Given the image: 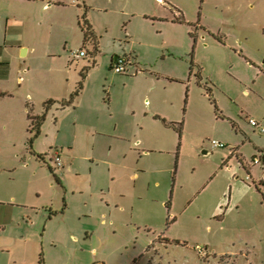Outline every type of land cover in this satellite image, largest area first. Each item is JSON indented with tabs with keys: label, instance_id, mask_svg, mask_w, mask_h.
Segmentation results:
<instances>
[{
	"label": "rangeland",
	"instance_id": "1",
	"mask_svg": "<svg viewBox=\"0 0 264 264\" xmlns=\"http://www.w3.org/2000/svg\"><path fill=\"white\" fill-rule=\"evenodd\" d=\"M163 3L0 0V264H264V168L250 165L264 160V134L248 124L264 127V36L256 32L264 0H175L185 26L164 20ZM196 22L202 33L193 44L187 26ZM83 23L94 36L85 45ZM79 50L83 59L70 58ZM113 57L128 61L122 74L112 71ZM80 76L76 111L52 107L31 134L27 113L39 115L50 97L67 99ZM131 109L167 115L180 140L156 127L131 131ZM110 112L128 142L156 137L152 169L161 172L134 183L122 168L138 160L131 144L112 148L109 159L97 135L112 128ZM212 141L225 148L212 151ZM54 152L66 165L89 157L121 166L92 164L88 175L79 163L81 174L61 182ZM90 177L91 199L71 198ZM103 183L122 204L109 210L112 226L77 218L100 217ZM63 204L66 213L50 219ZM85 229L93 235H77Z\"/></svg>",
	"mask_w": 264,
	"mask_h": 264
},
{
	"label": "crops",
	"instance_id": "2",
	"mask_svg": "<svg viewBox=\"0 0 264 264\" xmlns=\"http://www.w3.org/2000/svg\"><path fill=\"white\" fill-rule=\"evenodd\" d=\"M157 1H160V0H157ZM174 2H175V0H164L163 6L165 8H163L164 9L163 11H165V13H166L164 20L172 26H185V24H186L185 18L182 15L181 11L179 9H177L178 6ZM187 28L189 30L187 35L190 38V40L192 41V43L194 44L195 40H196L195 34L197 33L198 30H199V32H201L200 30H202V27L199 24V22H196V25H190V26L188 25ZM190 30H192L193 32ZM256 32H257V34L264 36V30L263 29H261L260 31H256ZM22 56H24V54H22ZM114 58H116V57L112 58L111 65L116 60V59L114 60ZM131 59H132L131 65H129V67L131 66V70H132L131 75L132 74L136 75V74L140 73V71L137 68V65L135 62L136 59H134V56ZM262 65H263V61H262ZM189 74H190V71H189ZM66 97L67 96L50 97L49 99H46L45 101L51 100V101H55V102H60V101L66 100ZM76 107H77V105H75L74 108L68 109V110L76 111V109H77ZM89 107H90V110L95 111V114H92V115L97 116L96 113H97L98 109L96 108V106L95 107L89 106ZM24 112H25V110H24ZM215 112H217V111L215 110ZM131 113H132L131 114V119H132L131 123L130 122L125 123L126 124L125 126L127 128L131 127V131H133V128L135 126L136 128H138V132H141L143 129H146V132L149 133L151 127H156L155 130L157 131V133L161 134L162 131H170L172 133V135H175L178 137V141L180 140V138H181L180 137V134H181L180 125H177L175 123H171L172 119L170 117H167V115H165V114L163 115L157 111H152L151 109H145V111H141L139 113H136L135 109H131ZM41 114H43L42 110H41V113L39 115H36V114L35 115L38 117ZM47 114H48V112L46 113V115ZM46 115H45V117H46ZM110 115H111L110 120L113 123L112 128L107 129L105 133L100 132V133H98L99 135H97L100 139H103L102 144L106 146L105 149H107V150L105 153L110 154L109 159H111V157H112V148H114L117 145H124V144L130 145L131 144V147L129 149L131 150V153H135L138 155V160H135V163L132 164L131 166H124L122 168H124L127 172L130 173V179L134 183L138 182L144 175L145 176L147 175L150 177L151 175H153L155 173L161 172L160 170H153L152 169V166H153L152 160L155 159L153 154H155V151H152L154 149H152V147H150L151 146L150 144L156 137H153L150 134H147V135L145 134L143 136V138L141 139V137L139 135H137V136L131 135L132 138H131V143H130V142H128V139H125L124 137H121L119 135L121 130L119 129V131H118L117 126L121 125L122 121L118 120L117 118L115 119L111 112H110ZM88 118L90 119L91 117L88 116ZM141 120H142V122H141ZM90 121H96V123H98L99 126L102 123V121L97 122L95 117H92V119ZM150 125H154V126H150ZM171 126H174V128ZM157 127H160V128H157ZM231 127L234 128V126H231ZM40 130H41V127L39 129V133H40ZM178 130H179V132H178ZM96 132H98V130ZM39 133L37 134V136L39 135ZM132 134H133V132H132ZM147 137H148V140H147ZM116 142H118L119 144ZM178 148H179V145H177V149ZM92 151L95 152V146L92 147ZM202 155H207V153L205 151H203ZM50 158H51V155H50ZM107 158H108V156H107ZM59 159L61 161L62 167L59 169H55L53 166V170L59 172L61 182L66 180V177L74 176V175L79 176L81 174L80 172L82 171V167L85 166V164H87L86 171H87V173H89L88 175L93 174L94 168H93L92 164L98 165V166L99 165H105L107 167H113V169L119 168L121 166L119 159L114 160V161H110L108 159L100 160V159H91L89 157H81V158L71 159V160L69 158V163H67V165L64 164V162L62 161L61 154H59ZM106 160H108V161H106ZM79 163H81L83 166H80ZM84 172L85 171H83V173ZM108 174L110 175V178H113V176H112V174H110V172ZM154 182H153V184L156 188H159L161 186V180H154ZM258 185L264 186V181L263 180L259 181ZM103 186H104L105 194H102L103 190H102V188H99V194L102 197V203H103V205H100V207L103 209L100 217L96 218L97 216L94 217L92 211L91 212L88 211V213L86 215L79 212L77 214V218H80L82 221H91V220L101 219L103 224H106L107 223L106 221H110V222H108L109 226H112L113 223H118L117 221H114L110 217L109 210L112 207L119 210V208H121L120 205H122V204H121V202L113 200V194H110L112 192L110 187H109L110 183H107V184L103 183ZM94 188L95 187L93 185V181L91 180V177H90V181L88 183V186L73 187L71 190L70 197L74 198L75 196H79V197H81V199L79 201H83V203L85 201L87 202L91 199V197L93 195L92 189H94ZM120 196L118 197V199L123 200L122 198L124 195L120 194ZM163 202H165V201H163ZM91 206H89V207H91ZM164 206L168 207V209H169L170 203H167ZM121 210L123 211L124 209L122 208ZM66 211H67V205L63 204L60 212L56 213L55 215H51L50 219L52 217L58 216V215L63 216L66 213ZM14 218H17V217H15L14 213H11L10 219H9L10 224H12L14 220H16ZM6 224H4L3 226H6ZM77 235H79V236L84 235L85 237L88 235L92 236L93 232H92V230L85 229V231H83L81 233H77Z\"/></svg>",
	"mask_w": 264,
	"mask_h": 264
},
{
	"label": "trees",
	"instance_id": "3",
	"mask_svg": "<svg viewBox=\"0 0 264 264\" xmlns=\"http://www.w3.org/2000/svg\"><path fill=\"white\" fill-rule=\"evenodd\" d=\"M81 32L83 35V45H85L88 42H94V36L92 31L90 30L89 26L86 23H83V26H81ZM263 66H264V61H263ZM81 77V81L77 83L75 89L73 90V92L68 96V98L66 100L60 101V102H55V101H51V100H47L44 103H42L41 105V110L42 113L40 116H32L30 113H27V119L29 121V132L32 134H38L39 133V129L44 121L45 115L46 113L52 108V107H58L60 109V111L63 110H68V109H72L75 107L81 91H82V80H83V76ZM3 97L0 95V98ZM174 128V126H171ZM179 132V130H178ZM264 161V160H263ZM264 167V166H263ZM41 262V260H40Z\"/></svg>",
	"mask_w": 264,
	"mask_h": 264
},
{
	"label": "built area",
	"instance_id": "4",
	"mask_svg": "<svg viewBox=\"0 0 264 264\" xmlns=\"http://www.w3.org/2000/svg\"><path fill=\"white\" fill-rule=\"evenodd\" d=\"M84 57H85V53L82 50H79L77 53H72L70 55V58H72L75 61H79V60L83 59ZM127 65H129L127 60L117 58L113 62V64L111 65V69H112V71L115 74H122L125 71L124 70L125 66H127ZM248 124L252 128H254L255 131L259 132L260 134H264V127H260V125H258L252 118L248 119ZM223 148H225V146L220 144V143H217V142H214V141H212L210 143V149L211 150L223 149ZM50 160H51V162H52V164H53L55 169H59V168L62 167L61 161L59 159V153L58 152H54L51 155ZM261 164H262V162H260V160H258L256 158H253V160L250 162V165L258 166L260 168H261ZM204 256L205 255H201V257H204Z\"/></svg>",
	"mask_w": 264,
	"mask_h": 264
},
{
	"label": "water",
	"instance_id": "5",
	"mask_svg": "<svg viewBox=\"0 0 264 264\" xmlns=\"http://www.w3.org/2000/svg\"><path fill=\"white\" fill-rule=\"evenodd\" d=\"M21 57H23V56L21 55ZM115 59H117V58H114V60ZM263 166H264V161H262L261 168H263Z\"/></svg>",
	"mask_w": 264,
	"mask_h": 264
}]
</instances>
